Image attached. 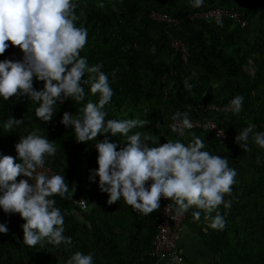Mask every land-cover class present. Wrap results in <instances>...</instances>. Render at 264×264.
<instances>
[{
    "label": "trees",
    "instance_id": "obj_1",
    "mask_svg": "<svg viewBox=\"0 0 264 264\" xmlns=\"http://www.w3.org/2000/svg\"><path fill=\"white\" fill-rule=\"evenodd\" d=\"M73 2L79 17L75 23L88 32L80 55L89 66L102 65L113 90L104 108L106 119L145 120V127L138 126L130 134L157 138L158 144L167 140L187 144L194 133L204 140L203 150L227 158L229 167L237 172L231 195L224 197L232 201L231 207L217 209L225 220L222 230L211 228L205 213L195 207L183 212L180 226L186 225L199 236L210 257L208 264H264V149L254 143L252 133L247 142L250 151L234 140L249 125H255L254 131H264V0H204L198 8L191 6V0ZM213 8H233L246 24L225 17L219 26L215 19L196 16ZM153 12L179 20L158 21L151 17ZM175 39L182 42L185 58L172 46ZM22 56L18 47L10 45L0 60H20ZM113 70H117L115 75ZM33 86L39 90L43 82L34 78ZM83 87V100L57 102V111L48 122L36 117L39 105L27 96L0 97V155L16 157L15 144L32 131L55 145V155L46 156L45 164L55 174L64 175L70 191L65 198H51L64 217V235L72 239L71 245L43 241L29 247L23 243L21 225L25 221L18 213L6 214L0 209V223L8 228L6 234L0 233V264H66L76 251L93 253L94 264H163L151 254L159 209L144 215L123 199L108 204V194L99 190L98 177L89 179L90 170L97 167V141L78 142L71 126L60 123L64 112L76 115L87 102L98 101L88 84ZM237 95L244 102L235 113L228 105ZM177 111L187 112L189 120L200 125L186 129L181 137L170 127ZM10 117L23 123L8 131L4 124ZM207 121L217 124L225 137L204 127ZM111 140L118 149L127 143L119 134ZM71 195L83 197L87 208L73 204ZM196 211L201 212L199 219L192 215Z\"/></svg>",
    "mask_w": 264,
    "mask_h": 264
},
{
    "label": "clouds",
    "instance_id": "obj_2",
    "mask_svg": "<svg viewBox=\"0 0 264 264\" xmlns=\"http://www.w3.org/2000/svg\"><path fill=\"white\" fill-rule=\"evenodd\" d=\"M203 3L204 0H191L192 7H201ZM76 7L73 0H0V55L10 45L23 53L20 60H0V97L8 100L27 96L39 105L36 117L48 122L57 111V102L69 98L81 102L85 96L83 85L88 84L91 94L98 95V101L87 102L76 115L64 112L60 123L71 126L78 142L97 141V167L90 170L89 179L98 177L99 190L108 194L107 203L123 199L133 210L149 215L159 209L163 197L181 213L191 207L202 210L210 227L222 230L225 220L217 209L220 205L231 207L232 201L224 197L231 195L237 172L229 167L227 158L203 150L204 140L194 133L187 144L180 140L158 144L157 138L142 137L140 132L130 134L138 126L145 127V120L106 119L104 108L110 103L113 90L102 65L89 66L80 55L88 32L75 23L79 18ZM83 15L81 12L80 16ZM216 23L223 26L219 18ZM34 78L43 82L41 89L34 88ZM243 102L244 97L237 95L228 107L238 113ZM171 119L175 122L171 130L181 137L185 135L184 129L192 127L187 112L177 111ZM21 123L22 119L10 117L4 127L10 131ZM254 129V124L249 125L234 137L245 151H250V133L254 143L264 149V131ZM117 134L127 142L119 149L117 142L111 140ZM99 135L104 138L98 140ZM15 151L16 157L0 155V209L6 214L18 213L25 221L21 225L25 245L35 247L43 241L54 246L71 245V237L64 235V217L51 198H65L69 193L65 177L37 172L44 167L46 156L55 155V145L32 131L20 136ZM21 175L28 179L17 180ZM74 191L72 187L71 193ZM192 215L199 219L201 212ZM7 232V226L0 223V233ZM66 264H94V255L76 251Z\"/></svg>",
    "mask_w": 264,
    "mask_h": 264
},
{
    "label": "built area",
    "instance_id": "obj_3",
    "mask_svg": "<svg viewBox=\"0 0 264 264\" xmlns=\"http://www.w3.org/2000/svg\"><path fill=\"white\" fill-rule=\"evenodd\" d=\"M196 16H203L215 20H217V18L221 20L222 18L227 17L229 19L239 22L242 26L246 24V20L242 19L240 17L239 12L233 8H213L202 13L196 14ZM151 17L155 20L163 22H177L179 20L177 18H172L167 14L159 12H153L151 14ZM172 46L176 50H180L183 54V57L185 58V49L180 40H173ZM190 123L192 126L200 125L199 122L190 121ZM203 126L213 131L217 136L223 138L225 137L222 130L214 122L207 121L203 124ZM186 129H184V132ZM37 172H43L44 174L49 176L55 174L52 167L46 164L43 168H38ZM21 177L22 179H28V177L22 175ZM29 183H31L30 180ZM69 199L80 209L85 210L87 208L86 200L83 197L76 198L71 195L69 196ZM159 216L160 219L157 225V232L152 241L151 254L159 258L163 262V264H189L188 261L182 256V253L179 250V243L177 237L180 224L184 218V213L177 211V206H174L170 200L162 197L160 199Z\"/></svg>",
    "mask_w": 264,
    "mask_h": 264
},
{
    "label": "crops",
    "instance_id": "obj_4",
    "mask_svg": "<svg viewBox=\"0 0 264 264\" xmlns=\"http://www.w3.org/2000/svg\"><path fill=\"white\" fill-rule=\"evenodd\" d=\"M180 252L189 264H208L209 254L204 249L199 236L189 227L181 226L178 231Z\"/></svg>",
    "mask_w": 264,
    "mask_h": 264
},
{
    "label": "rangeland",
    "instance_id": "obj_5",
    "mask_svg": "<svg viewBox=\"0 0 264 264\" xmlns=\"http://www.w3.org/2000/svg\"><path fill=\"white\" fill-rule=\"evenodd\" d=\"M181 227V226H180ZM179 231V230H178ZM177 236H178V234H177Z\"/></svg>",
    "mask_w": 264,
    "mask_h": 264
}]
</instances>
